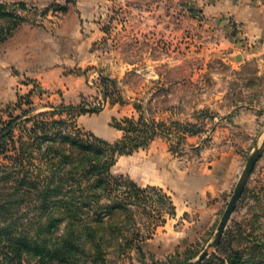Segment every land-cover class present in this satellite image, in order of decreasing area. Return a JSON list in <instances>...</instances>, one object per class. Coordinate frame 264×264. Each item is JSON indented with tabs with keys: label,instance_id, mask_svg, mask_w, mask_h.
Instances as JSON below:
<instances>
[{
	"label": "rangeland",
	"instance_id": "1",
	"mask_svg": "<svg viewBox=\"0 0 264 264\" xmlns=\"http://www.w3.org/2000/svg\"><path fill=\"white\" fill-rule=\"evenodd\" d=\"M19 1L25 4L19 5ZM64 1L0 0L9 3L10 8L16 9L21 16L11 34L0 42L1 121L11 113L6 106L14 103L20 95L30 94L33 113L58 106L46 102V96L38 95L41 90L34 79L14 77L18 71L7 61L8 47L21 39L15 36L18 27L30 24L39 28L46 19L56 21L61 12L58 7ZM115 1L118 3L116 8L102 11V27L109 31L113 18L118 24H114L118 37L113 41L102 39L96 47L99 62L81 70L87 83L94 71L113 78L115 83L108 86V103L103 107L98 106L97 103L104 96L102 90L93 87L99 81L98 77H94L93 85L88 83L94 94L83 97L85 104L100 110L112 105L111 98L122 101L115 103L132 104L136 112L131 117L136 119L142 113L146 121L162 123L157 126L163 133L157 135L166 137L165 142L172 156L183 166L193 167L198 162L218 160L222 142L226 136L230 137L235 141L243 169L264 125V62L259 66L255 59H250L233 65L226 58L225 54L232 43L237 45L244 40L239 22L229 17L225 24H203L200 21L204 20L205 14H200L191 0ZM154 16L158 18L155 24L151 22ZM124 21H128L127 26H120ZM12 36L14 42L9 43ZM226 40L227 43H224ZM114 44L116 49L110 51ZM106 63L109 69H106ZM122 113H129V107H124ZM76 116L61 113L55 114L54 118L70 117L83 132L93 131L107 140L115 132L111 126L113 119L110 124L106 121V112L83 118L81 122ZM234 118L242 125L253 123L255 130L252 135L230 127ZM184 126L195 131L191 134L202 132L203 137L198 145H186L183 139L178 141ZM222 126L229 128L227 134L221 133ZM127 159L128 154L119 155L117 165L113 170L111 168V172L123 175L121 180L124 182L136 183L131 176L120 172L131 164ZM1 161L8 162L3 155ZM132 165L135 166V163ZM136 185L141 189L134 194L138 204L127 206L129 211H124L109 222L111 228L120 225L127 227L121 231L120 242L111 241L109 233L105 231L107 238L102 256L92 255L52 264H182L193 260L212 238L232 192L224 199L215 220L208 225L205 216L199 217L198 212L178 213L175 206L174 211L170 209V191L152 185ZM250 189L254 192H249ZM23 213L26 215L20 216L22 222L33 216L31 209H25ZM238 227L245 229L242 236L233 231ZM224 235V247H227L220 250L218 246ZM235 236H238L236 245L243 250L244 264H264V245L257 247L254 244L255 241H264V149L222 235L200 264H224V251ZM127 240L131 241L130 245L125 243ZM24 264H34V260L28 258Z\"/></svg>",
	"mask_w": 264,
	"mask_h": 264
},
{
	"label": "trees",
	"instance_id": "2",
	"mask_svg": "<svg viewBox=\"0 0 264 264\" xmlns=\"http://www.w3.org/2000/svg\"><path fill=\"white\" fill-rule=\"evenodd\" d=\"M70 1L65 0L58 9L65 11ZM20 18L9 3L0 2V42L11 34ZM100 80L106 97L108 86L115 80L106 75H100ZM116 100L111 98L110 102H122ZM6 108L11 113L0 120V264H24L28 258L34 264H52L102 256L107 238L104 232L109 233L111 241L120 242L121 231L127 228H111L109 222L129 211L127 206L137 205L134 194L141 190L133 181H122L123 175L112 174L111 168L119 155L131 154L163 133L158 129L162 123L146 121L142 113L136 119L125 116L119 122L113 118L112 125L122 131V136L108 141L83 132L70 117L54 118L55 114L100 110L88 107L83 100L33 113L28 93ZM182 129L179 142L184 134L195 132L185 126ZM2 155L7 163L1 161ZM168 205L174 211L170 199ZM25 209H31L33 216L22 222L20 216L26 215ZM233 231L242 236L245 229ZM238 236L224 251V264L245 263L243 250L236 245ZM225 237L218 246L220 250L227 247ZM125 243L130 245L131 241ZM254 244L262 247L264 241Z\"/></svg>",
	"mask_w": 264,
	"mask_h": 264
},
{
	"label": "crops",
	"instance_id": "3",
	"mask_svg": "<svg viewBox=\"0 0 264 264\" xmlns=\"http://www.w3.org/2000/svg\"><path fill=\"white\" fill-rule=\"evenodd\" d=\"M191 3L197 5L200 14H205L204 20L200 21L203 24H225L229 17L239 22L244 40L237 45L232 43L225 54L229 62L237 65L255 59L259 66L264 62V0H191ZM117 4L115 0H72L65 11L60 12L56 21L46 19L39 28L30 24L20 25L15 36L21 39L14 42L13 36L10 37L9 43H14L8 47L7 62L18 71L14 77L34 79L38 83L37 88L41 90L38 95L46 96V102L52 105H76L84 96L93 95L94 90L88 85L81 70L99 62L96 47L102 39L113 41L118 37V29L114 27L117 23L113 18L109 31L102 27V11L114 9ZM157 21L155 16L151 19L153 24ZM123 24L127 26L128 21L122 22L120 26L123 27ZM116 47L114 44L110 51ZM107 67L108 64L106 69H109ZM112 68L110 70L113 71ZM131 105L115 103L98 112L78 114L76 119L81 122L83 118L106 112V121L110 124L113 118L135 115V108ZM124 107H129V113H122ZM232 123L230 127L243 130L248 135H252L255 130L253 123L242 125L235 118ZM111 126L115 132L108 141L122 136L121 130ZM228 129L222 126L221 133L227 134ZM202 137V132L184 134V144L198 145ZM165 141L166 137L157 135L147 146L128 154L127 162L131 164L120 172L131 176L137 184L154 185L170 191L178 213L198 212L199 217L205 216L210 225L242 170L241 156L235 141L226 136L218 160L198 162L193 167L181 165L172 156ZM116 165L117 162L112 170Z\"/></svg>",
	"mask_w": 264,
	"mask_h": 264
},
{
	"label": "water",
	"instance_id": "4",
	"mask_svg": "<svg viewBox=\"0 0 264 264\" xmlns=\"http://www.w3.org/2000/svg\"><path fill=\"white\" fill-rule=\"evenodd\" d=\"M263 149H264V125L261 128L251 148V151L246 159L245 165L232 189L227 205L222 213V217L215 229L212 238L209 240V242L201 250V252L198 254V256L195 259L187 261L182 264H200L202 260L209 254L211 248L214 246V244L217 242L219 237L222 235L233 211L235 210L241 198V195L247 185L248 179L263 152Z\"/></svg>",
	"mask_w": 264,
	"mask_h": 264
},
{
	"label": "built area",
	"instance_id": "5",
	"mask_svg": "<svg viewBox=\"0 0 264 264\" xmlns=\"http://www.w3.org/2000/svg\"><path fill=\"white\" fill-rule=\"evenodd\" d=\"M100 75H101V72H98V71H94L88 78V83L90 85H93V82L92 80H95L94 77H98L99 78V81L97 80L96 83L93 85V87H96L98 90H102V84H101V80H100ZM109 96L107 95L106 97H104L103 99H101L97 105L98 106H102L107 104L108 103V98Z\"/></svg>",
	"mask_w": 264,
	"mask_h": 264
}]
</instances>
